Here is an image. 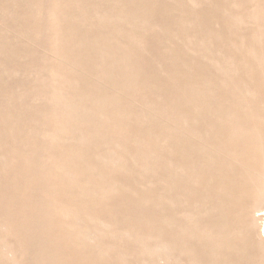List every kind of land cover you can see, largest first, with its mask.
I'll return each instance as SVG.
<instances>
[{"label":"rangeland","instance_id":"rangeland-1","mask_svg":"<svg viewBox=\"0 0 264 264\" xmlns=\"http://www.w3.org/2000/svg\"><path fill=\"white\" fill-rule=\"evenodd\" d=\"M77 1L69 12L85 11L84 7L89 12L96 0ZM231 1L125 0L130 15L116 22V34L124 40L107 42L117 48L115 53L133 48V60L120 63L116 70L118 77L130 83L118 90L101 78L107 69L91 71L97 59L79 65L60 49H50L55 33L70 22L53 20L49 12L68 0H0V62L5 65L0 66V104L5 97L10 99L0 111V234L13 244L9 254L0 248V264H177L154 260L146 252L163 237L161 226H156L162 216L160 200L175 197L173 190L162 193L163 181L172 179L169 165L186 167L196 159L201 172L198 180L183 177L180 182L197 191L207 184L215 186L225 173L206 169L214 160L196 151L181 155L185 144H206L185 128L226 121L239 104L250 108L248 119L257 121L264 131V18L252 19L254 13L264 17V0H244L238 6ZM237 13L247 21H233L231 16ZM88 31L93 27H82L73 40L82 41ZM255 31L260 37H252ZM16 37L19 41H14ZM70 42L64 44L70 46ZM57 44L62 46V41ZM91 52L94 58L96 51ZM230 57L233 62L227 61ZM259 57L262 62L255 65ZM74 74L81 82L97 84L96 97L110 95L121 102V106L95 108L106 111L110 119L93 123L98 128L106 125L104 132L113 135L117 144L105 140L81 148L69 139L64 141L67 127L59 128L56 120L65 115L61 90L66 89L68 75ZM234 78L240 85L249 82L257 91L256 99L250 91L232 95L221 85ZM40 91V96H33ZM9 113L17 117L10 124L6 122ZM215 133L203 136L213 141ZM54 136L61 140H53ZM168 148V154H163ZM81 149L92 159L85 161L90 169L86 164L67 167L74 151ZM109 149L114 157L107 154L104 162L93 159ZM219 153L216 150L214 155ZM255 162L252 174L238 162L230 163L246 177L235 194H242L245 206L239 222L247 237L260 230L264 209V152ZM72 174L80 177L77 185ZM83 175L88 177L85 181ZM104 176L113 181L92 194L90 189ZM109 222L129 228V235L118 229L102 234L98 229ZM192 247L198 249L194 243ZM256 264H264V256Z\"/></svg>","mask_w":264,"mask_h":264},{"label":"bare ground","instance_id":"bare-ground-1","mask_svg":"<svg viewBox=\"0 0 264 264\" xmlns=\"http://www.w3.org/2000/svg\"><path fill=\"white\" fill-rule=\"evenodd\" d=\"M124 1L125 0H96L93 6L95 10L91 7L90 11L87 12V8L84 7L85 12L79 11L78 8H76L75 12L72 13L69 12V9H71L73 5H78V1L68 0L67 3H64L62 6L60 3L49 12L50 18L53 20L61 18L65 23L64 20L66 18L69 19L66 23L70 22L69 24L67 23L68 25H64L61 32L54 31L56 32V39L54 38L55 41L50 49H60V52L67 58L71 57L70 61L79 65L86 61L97 59V61L95 60L93 65L90 66L91 71H94L95 67L107 69L108 71L102 74L101 78L104 77L103 79L107 80L111 86H114L118 90L127 88V84L130 83L126 77L123 79L118 77L119 74L116 70L121 67L120 63L123 64L124 62L133 60L132 53L130 52V49L133 48L115 53L117 48L113 45V48H110L107 46V42L108 40H112L117 43L120 40H124L123 36L119 37V34H116L119 30L116 22L130 15V5ZM242 1L244 0H232L231 5L238 6ZM117 3H120V6L116 7L115 4ZM98 8H101L102 11L96 12ZM36 10L38 9L36 8L34 11ZM231 17L233 21H239L240 23L247 21L241 13L234 14ZM261 18L264 17L258 13H254L252 17L254 22H258ZM141 24L142 21L140 22V25ZM84 26L93 27V31H88L83 34L82 41H74V38H78L81 35V29ZM102 27L104 30L94 32L95 28ZM128 27L131 28L132 25H128L127 28ZM257 34H259L260 37V32L256 31L253 33L252 37ZM16 38L14 41H19L18 37ZM69 39H71L70 46H66L64 41ZM128 39L132 41L133 38L129 36ZM58 40L62 41V46L57 44ZM243 46L246 47L245 44H243ZM249 48L250 47H248V49ZM243 49L244 48H241V50ZM91 51H96L95 55H93L94 58L90 55V53H92ZM227 61L233 62L231 57L228 58ZM255 61L256 62L253 61L254 64L258 65L262 62V57L257 58ZM1 65L5 66L4 63L0 62V66ZM33 67L35 66L33 65ZM90 67L88 66L87 68L90 70ZM254 68L256 67L254 66ZM6 69L8 68L6 67ZM246 70L248 69L246 68ZM11 71L7 73L12 74L14 72ZM70 72L71 69H69L68 74ZM28 73L30 72L28 71L27 74ZM53 73L67 74V72H63V70H53ZM11 74L8 75L11 76ZM98 78L100 79L99 76L97 79ZM65 82L68 84H66V89L61 90V96L65 100L63 103L65 115L63 118L58 117L56 120V126L59 128L65 129L67 127L64 141L69 139L81 148L105 140L108 142L114 141L115 144H117L118 141H115L113 135L104 132L106 125L100 126L99 128L94 126L96 122L101 123L102 121L104 122V120L108 121L110 119L106 111L102 110L98 112L95 111V108L98 109L100 105H108L110 107L121 106V102L115 100L110 95L104 98L96 97L94 93L98 89L97 84L92 81H89V83L81 82L76 78L75 74L68 75V79ZM221 85L230 90L232 95H241L240 93L246 90L254 95V99L257 97V91H254L250 87L249 82L245 81L240 85L237 79L234 78L229 81V84L223 82ZM195 90L196 88H193L192 92ZM41 92L42 91H40L39 94L34 93L33 96H40ZM20 94L21 92H19V96ZM6 102H10V99L5 97L0 104V111L4 110ZM249 113H251L250 108L238 104L229 111V119L226 121L219 123H196L195 125L185 128L188 133L196 137L199 136L200 139H204L206 144L198 147L185 144L182 152H180L181 155H188L196 151L206 160H214L211 165L208 167L206 166V169L212 172L216 170H225V173L220 176L215 186H213V183V187L207 184L202 190L197 191L193 187L183 185L184 182L182 184L180 182L183 177L189 182L190 180L200 177L201 172L197 170V164L194 162L196 159L194 161L192 160L186 167L169 165V174L172 176V179L171 182L165 180L166 178L163 179L165 181H163L164 191L162 193L165 194L173 190L175 197L173 199H168L166 197L160 200L163 205L162 216L156 226H161L160 231L163 232V237L160 238L156 246H148L146 248V252L152 255V259H159L164 262L173 261L177 264H181L183 260L186 264H250V262H255L256 264L264 256V209H262L263 214L261 215L262 222L260 230L257 231L256 229L254 231V236H245L243 233V226L239 222L242 215L241 209L245 205L242 194H235V190L240 187V180H245L246 177L230 165L232 160H234L238 162L240 166H245L252 174L256 168L255 160L260 157L261 152H264V131L257 121L248 119ZM74 115H78L81 119H75ZM219 115H221V113ZM7 116H5L7 117L6 122L9 124L13 123L17 118L15 114L11 115L9 113ZM23 118V121L26 120L25 116ZM66 122L67 124H65ZM83 128L85 129L83 130ZM212 133L216 134L213 141H207L206 137L203 136ZM253 137H256V139ZM52 139L61 140V137L54 136ZM119 145L121 144L119 143ZM125 145L127 144L125 143L124 147H126ZM169 148L165 149L163 154H168ZM216 150L220 151L217 156L214 155ZM110 151L109 149L103 154H95L93 159L104 162L103 156L105 157L108 154L114 157V154L110 153ZM84 154L82 149L74 151L67 167L72 168L78 167L79 165L84 167L83 164H86V168L90 169V164L85 163V161L90 158L87 154ZM115 159L118 160L116 155ZM83 174L88 173L83 172ZM70 177L71 179L76 177V180H72L76 185L80 181L78 174H72ZM109 177L110 176L102 177L99 183H95L92 186L90 192L93 194L95 190H104L103 188L105 185L113 181V178L110 180ZM87 178L86 175H83L81 179L85 181ZM80 228H82V226ZM111 229H118L124 235H129V228H125V226L117 222L102 224L98 230L104 234ZM141 238H143V236H141ZM254 238L257 239V242H255ZM150 239L152 240L154 238L151 237ZM193 243L197 245L198 249L192 247ZM0 248H2L6 254L12 253L13 251V244L4 241L1 234ZM197 254H199L201 258H199Z\"/></svg>","mask_w":264,"mask_h":264}]
</instances>
